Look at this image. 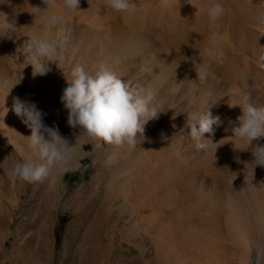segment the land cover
Wrapping results in <instances>:
<instances>
[{"label":"bare ground","instance_id":"obj_1","mask_svg":"<svg viewBox=\"0 0 264 264\" xmlns=\"http://www.w3.org/2000/svg\"><path fill=\"white\" fill-rule=\"evenodd\" d=\"M32 1L44 9H35L39 16L31 27L0 30V144L13 148L10 166L41 162L27 138L31 129L13 110L14 97L35 102L46 114L45 124L69 140L73 153L66 170L40 180L53 207L66 188L65 172L80 169L84 143L94 147L90 173L96 174L72 198L89 189L100 192L86 229L105 225L112 246L87 232L82 251L113 248L115 257L105 253L104 264H264V166L254 169L251 152L236 149L233 133L225 131L242 114L230 101L248 97L264 105V0H218L224 12L215 21L208 15L210 0H129L125 11L107 7L106 0H80L76 9L63 0L51 8ZM50 13L62 22L41 24V15ZM32 38L57 45L58 54L34 57ZM100 62L130 87L154 92L160 112L135 144H110L66 127L68 112L60 100L65 74L77 64L92 72ZM201 64L212 73L205 82L195 68ZM47 66L46 74L33 75ZM208 108L222 123L214 125L208 149L197 151L187 115ZM236 146L246 142L237 140ZM11 176L10 218L24 190L23 180Z\"/></svg>","mask_w":264,"mask_h":264},{"label":"clouds","instance_id":"obj_2","mask_svg":"<svg viewBox=\"0 0 264 264\" xmlns=\"http://www.w3.org/2000/svg\"><path fill=\"white\" fill-rule=\"evenodd\" d=\"M43 2L46 8L55 5V0ZM63 3L69 9H76L79 8L80 0H63ZM106 6L116 11H125L129 8V0H106ZM223 12L224 8L218 0H210L208 15L211 20H217ZM62 20L63 17L56 13L40 17V23L47 25H56ZM0 30L6 31L7 24H0ZM32 46L34 57L47 58L58 54L57 45L46 39L32 38ZM52 61L58 64L57 60ZM195 68L201 82L212 75L209 65L201 64ZM47 71L48 66L33 72V75H44ZM65 76L67 87L60 100L68 112L67 123L73 129L80 128L90 137L115 145L125 142L135 144L137 136H143L145 125L160 112L153 106L154 92L150 88L130 87L104 62H100L92 72L77 64ZM237 106L242 114L235 121L230 119L231 127L225 128V131L233 133L232 141L236 149L251 152L254 169L257 165L264 166V144L259 143L264 138V105H256L248 97H243L236 103L230 101L229 107ZM13 110L31 129V135L27 138L33 149L38 151L41 162H13L11 174L24 181L35 182L54 172L65 171L64 165L71 159L73 149L58 127L46 125V114L30 100L14 97ZM221 123L220 117L213 116L209 108L206 111L197 109L188 112L186 127L190 128L189 135L195 150L208 149L209 141L213 143L211 135H214V125L219 127ZM237 140L246 142V147L238 148Z\"/></svg>","mask_w":264,"mask_h":264},{"label":"rangeland","instance_id":"obj_3","mask_svg":"<svg viewBox=\"0 0 264 264\" xmlns=\"http://www.w3.org/2000/svg\"><path fill=\"white\" fill-rule=\"evenodd\" d=\"M31 1L0 0V24H7L12 32L22 31L24 28L27 30L26 28L31 27L34 18L37 17L35 18L37 21L39 16L37 15L38 10H35L37 9L36 4H32L34 1ZM66 127L72 128L68 124ZM78 131L82 136L83 131L80 128ZM0 142H2L1 138ZM0 146L2 148H0V164L3 165L0 167V264H104L105 260L104 258L101 259L102 256H105L106 259L107 256L108 258L115 257L112 252L113 248H111V252H105L106 256L102 249L94 248L91 250L93 252L89 254L88 248L82 251V247H80V243L87 232H90L93 237L98 235L105 246H112L109 238L110 232L105 225L101 224L98 228L89 229L90 231L86 229L88 223H91L93 219L95 210L99 208L100 192H97L96 188L93 191L89 189L84 191L82 198H76L77 201L72 198L74 189L78 188L80 184L90 183L93 178L92 174L94 176L96 174L95 171L90 173V169L95 165L92 160L95 153L93 146L84 143L85 156L80 169L77 171L68 169L63 175L62 183L66 188L61 192V198L56 202L55 207L52 206L40 180L35 182L23 180L24 190L21 191L22 194H19L20 197L17 205H15L16 208L14 207V217L12 218L9 217L8 210L13 206L11 203L12 176L9 165L13 148L10 145L7 148L1 144ZM74 203L79 207L75 206ZM46 229L50 231L47 232ZM103 231L106 235L103 234ZM121 249L126 251L128 248L122 245ZM81 251L84 253L81 254ZM149 251L152 252V247ZM135 254L136 252H131L129 256L132 257ZM85 257L86 259L88 257L87 261H85ZM80 259L85 263H82Z\"/></svg>","mask_w":264,"mask_h":264}]
</instances>
